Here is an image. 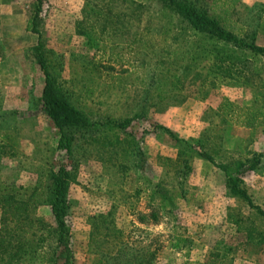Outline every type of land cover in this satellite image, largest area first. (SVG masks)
Here are the masks:
<instances>
[{
	"label": "rangeland",
	"instance_id": "374dc122",
	"mask_svg": "<svg viewBox=\"0 0 264 264\" xmlns=\"http://www.w3.org/2000/svg\"><path fill=\"white\" fill-rule=\"evenodd\" d=\"M194 1L264 46V0ZM34 10L35 0H0V186L40 190L58 159L40 105V35L52 71L98 123L74 152L72 264H264V97L248 128L238 114L256 89L195 82L186 69L193 37L160 0H42L39 33L29 28ZM251 58L249 69L263 66L264 57ZM196 63L203 74V59ZM134 115L125 131L104 123ZM220 164L240 176L253 206L231 195ZM30 215L46 229L52 222L41 202ZM8 217L0 208V225Z\"/></svg>",
	"mask_w": 264,
	"mask_h": 264
},
{
	"label": "trees",
	"instance_id": "16d2710c",
	"mask_svg": "<svg viewBox=\"0 0 264 264\" xmlns=\"http://www.w3.org/2000/svg\"><path fill=\"white\" fill-rule=\"evenodd\" d=\"M160 1L173 11L193 37L190 66L186 65V69L189 72L190 69L193 70L192 79L195 82L200 80L201 85L205 86L220 78L246 84L252 90L256 89L251 105L244 107L238 114L242 125L252 128L262 114V109L257 107V103L264 97V80L260 73L264 70V64L254 71L249 69L248 60L251 57H264V46L227 28L220 18L206 8L196 5L194 0ZM41 7L42 0H35L34 15L30 19L29 28L36 33H39L37 20ZM201 37L209 42L203 44ZM33 50L36 63L44 75L40 105L43 114L55 129L59 154L48 171V182L42 189L32 187L25 195H21L12 193L1 184L0 208L6 210L9 217L0 225V264H33L40 257H45L43 264H72L73 255L69 246L71 232L67 218L70 210L69 187L74 178V152L81 138H86L98 130V123L85 109L74 103L73 93L62 85L57 74L52 71L40 35ZM197 58L203 59V74L197 68L198 64H195ZM137 117L138 115L123 119L110 118L104 123L110 129L125 131ZM153 126L154 129L163 130L177 143L187 144L186 140L179 138L169 127L158 123ZM201 154L206 158L208 156L206 153ZM256 160L253 159L246 168L254 169ZM218 166L225 173L226 186L231 195L253 206L240 176L232 172L226 164ZM34 202H41L49 207L52 222L47 229L44 227L43 218L30 215V207L34 206ZM258 211L263 214L261 209ZM46 240L48 245L45 248ZM187 264L207 263L188 261Z\"/></svg>",
	"mask_w": 264,
	"mask_h": 264
}]
</instances>
